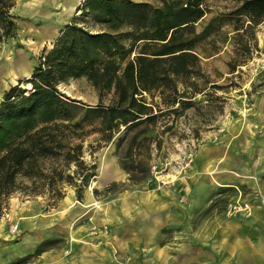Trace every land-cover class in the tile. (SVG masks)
<instances>
[{"label":"trees","instance_id":"1","mask_svg":"<svg viewBox=\"0 0 264 264\" xmlns=\"http://www.w3.org/2000/svg\"><path fill=\"white\" fill-rule=\"evenodd\" d=\"M15 1L0 0V48L17 37ZM208 1H79L51 46L36 58L29 77L3 92L0 220L16 195L40 196L54 205L70 186L80 200L97 175L95 163L84 159L88 137L96 136L99 148L122 133L120 143L138 127L155 124L165 109L189 108L190 98L205 89L199 80L208 82L196 46L216 34L222 21H232L226 39L234 44L230 73L252 58L258 49L257 28L264 23V0H222L232 5L219 11ZM80 78L94 89L96 105L81 104L59 91L60 84ZM178 103L180 107H175ZM140 134L130 138V148ZM122 161L120 168L132 183L148 178L149 169L134 174L133 163ZM115 187L113 183L107 190Z\"/></svg>","mask_w":264,"mask_h":264},{"label":"crops","instance_id":"2","mask_svg":"<svg viewBox=\"0 0 264 264\" xmlns=\"http://www.w3.org/2000/svg\"><path fill=\"white\" fill-rule=\"evenodd\" d=\"M49 2V14L37 8L38 16L58 10ZM18 23L14 41L19 31L35 30L52 43L59 32L27 25L24 31ZM248 112L243 123L203 145L175 182L97 197L93 189L108 185L100 176L80 200L72 190L54 205L40 196L11 197L0 220V264H264V96ZM112 172L114 181L125 182L121 168ZM238 195L251 201V215L226 217L227 203ZM13 224L19 233L10 236ZM91 225L108 226L101 245L86 235Z\"/></svg>","mask_w":264,"mask_h":264},{"label":"rangeland","instance_id":"3","mask_svg":"<svg viewBox=\"0 0 264 264\" xmlns=\"http://www.w3.org/2000/svg\"><path fill=\"white\" fill-rule=\"evenodd\" d=\"M79 1L50 0L49 5H53L59 11H52L51 17H40L37 15L40 12L35 10L37 8L39 11H45L46 15L49 14L45 8L46 0H16L13 14L16 16L17 23L19 22L18 24L21 23L20 25L23 26L24 31L26 30L25 25L36 27V30L42 29V32H48L50 27L60 30L65 23L69 22ZM208 4L214 11L224 10L232 5L228 1L222 0H209ZM32 12H35V17ZM209 17L210 15L198 25V30ZM231 30L232 21H222L220 30L216 34L198 42L195 50L199 54L201 67L208 82L204 83L205 80H199L205 89L190 98L192 105L189 108L179 109L177 112L165 109L166 113L160 115L155 124L138 127L120 143L117 140L122 136V133H118L112 142L99 148H97L96 136H90L85 140L84 159L87 163H95L96 177L101 176V182H108L107 186L116 184L113 192L108 191L107 186L99 191L96 189L97 197L118 193L125 187L142 188L154 183L156 187H159L175 182L190 168L203 145L211 140L216 141L217 136L227 127H233V125L245 121L249 115L248 109L254 106L258 97L264 96V23L257 28L258 49L253 52L249 61L243 66L237 67L232 73H230L228 63L234 54V44L226 41L231 35ZM34 32L35 30H32L31 33L25 31V37V33L19 31L17 41L9 39L1 45L0 101L3 92L10 86L29 77L36 58L42 50L51 46L50 38L42 40L37 32L35 34ZM31 36L34 40L29 44H27L28 41L20 43L21 39L25 38L26 41V38L30 39ZM20 86L26 89L30 88L29 85ZM58 89L68 98L79 101L81 104L94 106L97 103L94 89L83 78L69 79L60 84ZM155 101L158 102V98H155ZM178 106L180 107L179 103L175 105V107ZM155 113L158 112L155 111ZM251 117L254 118V115ZM140 131L143 134L139 135L137 142L130 148V138ZM144 136L148 138L144 139ZM190 154L191 161L183 172L177 173L169 168L163 170L166 160L173 163L179 162ZM120 158L123 159V163L130 165L133 163L136 168L132 172L134 174H138L140 169H149L148 178L142 183L134 184L128 180L129 175L124 172L126 174L125 182L114 181L112 170L120 168ZM106 166L108 170L104 171ZM152 166H156V170H160V174L157 175L158 179L152 178L149 181ZM170 174L172 176H168ZM91 182L92 180L89 186ZM87 188L83 190V194ZM64 190L65 194L69 190L74 191L70 186H66ZM14 197L21 200L18 195ZM89 229L90 227L88 231ZM88 231L86 235H88ZM109 235L110 231L105 237L106 240ZM91 237L96 240V237Z\"/></svg>","mask_w":264,"mask_h":264},{"label":"built area","instance_id":"4","mask_svg":"<svg viewBox=\"0 0 264 264\" xmlns=\"http://www.w3.org/2000/svg\"><path fill=\"white\" fill-rule=\"evenodd\" d=\"M191 154L183 158L181 161L174 163L172 161L166 160L164 162V168L165 171L167 168L169 170H173L177 173L183 172V170L188 166L189 162L191 161ZM151 177L149 178V181L154 179H158L157 175L160 174V170H156V166L151 167L150 171ZM172 176V174L168 175ZM262 202L264 203V198H261ZM251 201L248 199H243L241 195H238L237 198L229 201L224 209V215L226 217H232L236 218L239 216L243 217H249L251 215ZM109 232L107 225L102 226H96L92 225L90 226V229L88 231L89 236L96 237V245H101L105 241V237H107ZM19 233V228L16 224L9 226V235L14 236Z\"/></svg>","mask_w":264,"mask_h":264},{"label":"bare ground","instance_id":"5","mask_svg":"<svg viewBox=\"0 0 264 264\" xmlns=\"http://www.w3.org/2000/svg\"><path fill=\"white\" fill-rule=\"evenodd\" d=\"M67 200H69V198Z\"/></svg>","mask_w":264,"mask_h":264}]
</instances>
